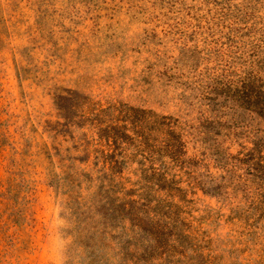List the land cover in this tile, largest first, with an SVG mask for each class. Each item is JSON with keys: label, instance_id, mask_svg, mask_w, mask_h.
Masks as SVG:
<instances>
[{"label": "rangeland", "instance_id": "rangeland-1", "mask_svg": "<svg viewBox=\"0 0 264 264\" xmlns=\"http://www.w3.org/2000/svg\"><path fill=\"white\" fill-rule=\"evenodd\" d=\"M263 66L264 0H0V264H86L69 181L118 105L185 145L176 242L147 264H264V119L213 90Z\"/></svg>", "mask_w": 264, "mask_h": 264}, {"label": "trees", "instance_id": "trees-1", "mask_svg": "<svg viewBox=\"0 0 264 264\" xmlns=\"http://www.w3.org/2000/svg\"><path fill=\"white\" fill-rule=\"evenodd\" d=\"M259 72L221 80L213 90L227 89L229 99L264 119V66ZM96 114L94 150H87L98 169L69 181L73 189L90 190L88 196H69L80 248L86 264H147L176 242L179 217L173 197L179 201L181 189L167 171L179 170L185 160L180 125L172 117L127 105Z\"/></svg>", "mask_w": 264, "mask_h": 264}]
</instances>
